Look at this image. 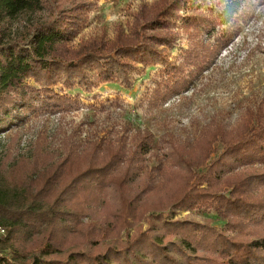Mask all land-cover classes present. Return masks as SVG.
Returning <instances> with one entry per match:
<instances>
[{
    "label": "trees",
    "instance_id": "obj_1",
    "mask_svg": "<svg viewBox=\"0 0 264 264\" xmlns=\"http://www.w3.org/2000/svg\"><path fill=\"white\" fill-rule=\"evenodd\" d=\"M185 1L141 4L126 29L72 45L91 2L0 0V133L28 110L74 104L49 85L88 87L91 79L130 85L133 71L166 61ZM250 7L246 0H219L211 18L186 16L196 40L182 62L166 63L172 81L166 97L189 87L241 31ZM24 16L12 33L11 22ZM10 140L0 148V225L7 228L0 249L10 256L0 264H264V170L249 166L264 163V103L247 108L234 127L213 121L192 145L169 141L165 162L151 168L144 163L152 142L146 131L128 145L121 135L90 141L81 152L67 139L59 153L39 144L13 153ZM216 141L221 151L207 164ZM195 206L212 207L223 229L212 219L168 211Z\"/></svg>",
    "mask_w": 264,
    "mask_h": 264
},
{
    "label": "rangeland",
    "instance_id": "obj_2",
    "mask_svg": "<svg viewBox=\"0 0 264 264\" xmlns=\"http://www.w3.org/2000/svg\"><path fill=\"white\" fill-rule=\"evenodd\" d=\"M87 1L92 3V7L86 12L87 19L70 39L72 45L91 37H112L116 26L128 27L133 12L141 4L149 5L156 0ZM218 1L186 0L178 9L171 27L176 38L175 44L166 48V61L133 71L130 85L93 79L88 87L77 83L66 87L60 81L49 85L58 94L70 97L74 104L66 108L28 110L22 122L0 133V148L4 149L12 137L13 153L26 154L34 144H39L43 150L59 153L62 143L71 139L77 144V151L81 152L97 138H102L97 139L98 142L104 139L114 141L123 135L128 145L134 133L146 131L152 142L144 163L151 168L159 164V159L165 162L169 141L177 145H192L216 120L234 127L247 108L264 103V0H246L251 6L250 15L241 23V31L220 49L216 58L188 88L165 96L169 92L167 84L172 82L166 63L182 62L196 40L192 37V28L184 25L186 16L200 12L211 18ZM36 17L38 15L32 16L33 19ZM26 18L11 22V32L21 28ZM199 37L205 38V34ZM209 41L213 42V38ZM26 82L34 88L40 87L31 77ZM213 147L215 151L206 160L207 164L220 153L222 144L216 141ZM249 166L264 170V163L255 162ZM245 167L248 165H240L237 169ZM206 168L204 165L198 171L204 172ZM168 211L174 218L212 219L214 227H224V221L217 218L212 207H173ZM141 223L144 227V221ZM127 231L131 233L133 229ZM5 255L10 256L8 250Z\"/></svg>",
    "mask_w": 264,
    "mask_h": 264
},
{
    "label": "built area",
    "instance_id": "obj_3",
    "mask_svg": "<svg viewBox=\"0 0 264 264\" xmlns=\"http://www.w3.org/2000/svg\"><path fill=\"white\" fill-rule=\"evenodd\" d=\"M7 228L5 226L0 225V242L6 238ZM5 250L0 249V261L5 257Z\"/></svg>",
    "mask_w": 264,
    "mask_h": 264
}]
</instances>
